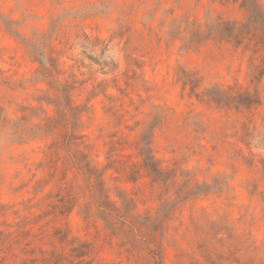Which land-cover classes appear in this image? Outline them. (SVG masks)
<instances>
[{
	"label": "rangeland",
	"instance_id": "obj_1",
	"mask_svg": "<svg viewBox=\"0 0 264 264\" xmlns=\"http://www.w3.org/2000/svg\"><path fill=\"white\" fill-rule=\"evenodd\" d=\"M0 264H264V0H0Z\"/></svg>",
	"mask_w": 264,
	"mask_h": 264
}]
</instances>
